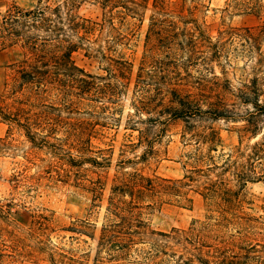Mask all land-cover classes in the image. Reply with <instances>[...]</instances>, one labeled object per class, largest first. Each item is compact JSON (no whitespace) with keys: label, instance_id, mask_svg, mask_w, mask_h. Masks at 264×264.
Wrapping results in <instances>:
<instances>
[{"label":"rangeland","instance_id":"obj_1","mask_svg":"<svg viewBox=\"0 0 264 264\" xmlns=\"http://www.w3.org/2000/svg\"><path fill=\"white\" fill-rule=\"evenodd\" d=\"M73 1L0 0V22L13 7L30 12L49 6L101 23L96 2L77 0L71 6ZM151 1L139 18L124 26L113 20L117 33L106 24L95 33L97 42L87 38L72 55L76 68L107 87L102 96H85L80 103L70 94L59 100L54 91L39 101L30 98L16 72L28 57L22 42L0 46V109L12 120L23 111L35 123L31 143L15 123L0 120V264H58L61 259L94 264L116 179L138 173L165 180V187L182 180L195 147L190 135L211 139L215 133L210 156L218 166L229 156L247 154L263 138L264 117L254 113L245 86L263 92L259 102L264 103V0H165L162 11ZM41 34L31 30L26 36ZM69 35L65 29L64 37ZM98 46L113 60L121 57L130 64L126 80L115 79V71L105 72V63L87 56L84 49ZM44 62L55 72L51 60ZM174 83L181 84L180 97L218 109L204 114L202 106L203 112L170 122L166 109ZM62 84L71 92L70 79ZM141 107L144 111L137 112ZM259 165L264 173V156ZM208 178L238 190L231 170H215ZM197 180L180 190L182 196L165 197L161 206L143 211L150 232L187 231L209 215L219 216L209 213L196 191L207 179ZM237 195L238 208L231 213L239 220L223 223L220 234L235 246L255 247L264 263V181L247 184ZM153 239L165 243V250H178L167 238ZM127 264L143 263L130 259Z\"/></svg>","mask_w":264,"mask_h":264},{"label":"trees","instance_id":"obj_2","mask_svg":"<svg viewBox=\"0 0 264 264\" xmlns=\"http://www.w3.org/2000/svg\"><path fill=\"white\" fill-rule=\"evenodd\" d=\"M77 1V0H74ZM74 1L71 4L74 5ZM98 4L103 12V20L96 23L91 20L81 19L73 15L67 8L65 14H61V7L35 9L27 12L18 8H11L0 22V46L10 43L22 42L27 58L17 67V75L21 84L29 90V96L35 101L42 100L48 93L56 92V97L62 100L68 94L80 103L85 96H102L107 87L94 81V78L84 74L83 70L75 67L72 55L78 49H82L83 43L88 40L97 42L99 36H94L108 24L110 32L117 33L113 27V20L118 26H124L129 20L140 17V12L145 10L150 0H92ZM69 4V5H70ZM154 8L161 11L165 8V0H152ZM66 5L65 7H69ZM46 13L53 17L46 16ZM18 29V32L17 30ZM70 35L64 37V30ZM25 31L23 35L20 31ZM31 30L41 32V36H26ZM117 38V36H115ZM119 39V38H118ZM117 40V39H116ZM111 47H108V51ZM85 53L92 55L105 63V72L115 71L114 78L123 81L127 79L130 72V64L122 60L118 61L109 57L101 46L96 50L87 47ZM93 53V54H92ZM45 60H51L57 68L50 72ZM63 70L59 73L58 70ZM79 73L80 77L77 76ZM73 78V79H72ZM71 81L70 90L61 85L65 80ZM173 77L169 76V80ZM181 84H171L169 89L170 99L168 101L167 114L170 122L183 120L194 110L202 111L204 114L216 111L217 105L210 102L190 99L191 96L180 97ZM250 97L249 103L256 115L264 117V103L259 102V89L251 84L245 86ZM29 98V99H30ZM142 107L137 109L142 111ZM144 111V110H143ZM23 113V114H22ZM9 114L0 109V120L13 122L19 127L31 143L33 137L31 130L35 123L23 112ZM205 138L198 134L190 135V142H194L193 152L187 155L189 170L182 180L170 183L165 187V180L160 178H146L138 173L128 174L116 179L110 189V197L106 208L105 223L102 226L99 238L96 242L94 264H127L130 259L141 261L143 264H264L255 254V247H240L225 241V235L220 234L223 223L230 224L233 220H239L231 210L238 208V192L247 184L264 181V173L259 172V162L264 156V136L260 142L254 144L247 154H237L235 159L228 157L218 166L210 153L216 148V135L209 134ZM256 134H252L255 137ZM209 145L207 153L203 154L202 147ZM201 147V148H200ZM97 164V163H96ZM232 171L233 185L238 189L232 191L226 187L223 181H211L208 176L215 170ZM258 171V172H257ZM197 178L207 179L202 184H197L196 191L206 200L210 212L218 213L219 216H207L204 222H196L187 231L172 230L169 234L150 232L147 224L143 221L145 210H152L164 204L165 197L182 196L181 189L197 182ZM184 196V194H183ZM185 199V198H184ZM214 209V210H212ZM218 210V211H216ZM157 236L168 239L172 249L165 250L164 245H159V240L151 238ZM150 241V242H149ZM146 249H138V246ZM237 249L238 252H234ZM59 260L58 264H76L72 260L64 262ZM52 264L54 263L51 260Z\"/></svg>","mask_w":264,"mask_h":264}]
</instances>
